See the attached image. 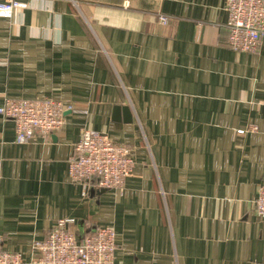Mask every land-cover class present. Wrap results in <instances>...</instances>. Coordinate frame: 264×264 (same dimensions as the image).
Instances as JSON below:
<instances>
[{
    "label": "crops",
    "instance_id": "crops-1",
    "mask_svg": "<svg viewBox=\"0 0 264 264\" xmlns=\"http://www.w3.org/2000/svg\"><path fill=\"white\" fill-rule=\"evenodd\" d=\"M18 1L0 18V106L74 110L27 144L0 117L4 248L36 264L35 244L73 219L79 236L114 229L115 264H264V39L253 54L229 48L226 0ZM86 129L132 149L123 189L70 179Z\"/></svg>",
    "mask_w": 264,
    "mask_h": 264
},
{
    "label": "built area",
    "instance_id": "built-area-1",
    "mask_svg": "<svg viewBox=\"0 0 264 264\" xmlns=\"http://www.w3.org/2000/svg\"><path fill=\"white\" fill-rule=\"evenodd\" d=\"M27 5L18 0H0V18L10 19ZM226 25L229 48L237 53L259 51L264 39V0H226ZM163 25L169 18L159 16ZM74 107L53 98L35 100L6 98L0 106V117L15 125L16 141L27 144L36 135L50 137L66 124V116ZM250 126L238 134L255 133ZM135 170L132 149L115 143L108 135L86 129L69 160V177L84 192L91 188L119 190ZM255 209L264 218V187L254 201ZM73 219H61L43 241L35 244L39 257L36 264H115L116 233L110 227H97L88 236H79L71 229ZM0 264H25L23 255L4 248L0 236Z\"/></svg>",
    "mask_w": 264,
    "mask_h": 264
},
{
    "label": "trees",
    "instance_id": "trees-1",
    "mask_svg": "<svg viewBox=\"0 0 264 264\" xmlns=\"http://www.w3.org/2000/svg\"><path fill=\"white\" fill-rule=\"evenodd\" d=\"M85 236H88V234H85Z\"/></svg>",
    "mask_w": 264,
    "mask_h": 264
}]
</instances>
